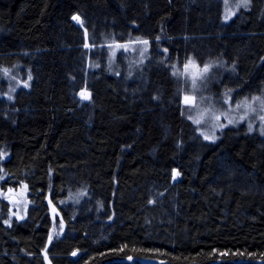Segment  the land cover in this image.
Returning <instances> with one entry per match:
<instances>
[{
	"label": "trees",
	"instance_id": "trees-1",
	"mask_svg": "<svg viewBox=\"0 0 264 264\" xmlns=\"http://www.w3.org/2000/svg\"><path fill=\"white\" fill-rule=\"evenodd\" d=\"M238 5L0 0V264H264V138L209 142L183 99L263 94L264 0Z\"/></svg>",
	"mask_w": 264,
	"mask_h": 264
},
{
	"label": "rangeland",
	"instance_id": "rangeland-1",
	"mask_svg": "<svg viewBox=\"0 0 264 264\" xmlns=\"http://www.w3.org/2000/svg\"><path fill=\"white\" fill-rule=\"evenodd\" d=\"M224 1V7H225V15L224 17L227 20H230L233 14L238 9V0H223ZM232 20V19H231ZM230 20V21H231ZM148 50V47L146 45L143 46V48L136 49L137 53H134L135 58L139 59V62L145 55ZM117 53V49L110 52L109 57L115 56ZM145 61V60H144ZM211 67V65H208ZM19 68L7 70L4 73V78L8 82V91L3 95L4 98L6 96L8 98H12V101L15 99V93L20 88H29L31 81H32V75L28 71V69H25L21 71L23 68L18 66ZM203 67H200L198 64H196V61L189 60L186 70L187 74L190 77H199V80L203 78L201 76L203 74L202 70ZM211 71L207 73L209 76ZM30 77V78H29ZM190 82H194V80H191L188 77ZM215 79V78H214ZM181 81V80H180ZM212 81V80H211ZM184 81H181L178 83V85L181 87V84ZM200 83L198 81L195 89H197ZM215 82H212L210 84L214 85ZM27 85V86H25ZM190 88V87H189ZM191 90V89H189ZM6 95V96H5ZM192 103L186 104L187 106H190V113L192 112V116H196L199 114L200 116L198 119L200 120V123L197 124L200 128L201 133L204 136L209 137V142H217L220 138H222L224 132L228 129H237L240 126H245L247 131L249 133H254L255 131L257 134H259L261 137L264 138V119H261L262 116H264V104L261 102L264 101V92L261 96L253 97L245 99L244 101H239L238 103L230 104L229 100L226 101V104H199L197 103V99H195V96H188ZM202 95H200V98ZM7 99V98H6ZM229 99V98H228ZM219 117V119H217ZM229 121H232L229 123ZM223 125V127H221ZM251 126V130L249 128ZM216 139V141H214ZM213 140V141H211ZM28 200V199H27ZM28 204H30L28 201L22 200L21 202H17L14 204L15 213L17 219L23 218L26 215ZM142 263L147 264L148 262L142 261Z\"/></svg>",
	"mask_w": 264,
	"mask_h": 264
},
{
	"label": "snow or ice",
	"instance_id": "snow-or-ice-1",
	"mask_svg": "<svg viewBox=\"0 0 264 264\" xmlns=\"http://www.w3.org/2000/svg\"><path fill=\"white\" fill-rule=\"evenodd\" d=\"M249 2H250V0H241L242 6H244V7H247ZM239 6H240V5H238V7H239ZM74 19H78V17H74ZM145 43H147V42L145 41ZM208 68H209V66H208V65H205L204 72H207V71H208ZM5 71H7V70H5ZM29 78H30V77H29ZM25 86H27V85H25ZM192 87H193V88L196 87V85H195L194 82H193ZM82 95H83V93H82ZM225 95H227V93H226ZM183 99H184V103H185V104H190V103H192L191 99H190L188 96H185ZM261 103L264 104V101H262ZM189 118L191 119V117H189ZM217 119H219V117H217ZM261 119H264V116H262ZM231 122H232V121H229V123H231ZM194 123L199 124V123H200V120H199V119L194 120ZM221 127H223V125H222ZM249 128H250V130H251V126H249ZM204 138H205V139H209L208 136H205ZM177 175H178V173H177ZM73 255H75V253H73Z\"/></svg>",
	"mask_w": 264,
	"mask_h": 264
},
{
	"label": "water",
	"instance_id": "water-1",
	"mask_svg": "<svg viewBox=\"0 0 264 264\" xmlns=\"http://www.w3.org/2000/svg\"><path fill=\"white\" fill-rule=\"evenodd\" d=\"M177 173H178V170L175 169V170H174V178H175V179L178 177Z\"/></svg>",
	"mask_w": 264,
	"mask_h": 264
}]
</instances>
